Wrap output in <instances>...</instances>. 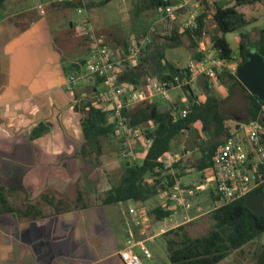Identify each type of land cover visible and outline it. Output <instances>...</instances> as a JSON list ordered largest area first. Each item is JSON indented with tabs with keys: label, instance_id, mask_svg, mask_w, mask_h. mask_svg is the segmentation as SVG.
<instances>
[{
	"label": "crops",
	"instance_id": "0c3cea01",
	"mask_svg": "<svg viewBox=\"0 0 264 264\" xmlns=\"http://www.w3.org/2000/svg\"><path fill=\"white\" fill-rule=\"evenodd\" d=\"M31 1L33 5L22 11L9 10L6 5L20 0H6L0 5V264H124L120 252L131 237L146 243L153 258L144 260V264H153L155 256L148 244L164 237V230L170 227L167 221L157 219L153 210L166 205L168 193L144 204L150 216L147 235L128 212L137 204L105 202L112 186L119 184L125 173V164H141L150 142L144 134L133 138V158L121 161L123 172L111 181L105 168L121 163L116 159H120L121 149L114 156L102 142V150L87 146L82 124L87 115L85 102L98 97L97 102L92 101L95 107L106 104L105 90L100 89L105 86L92 77L83 86L68 87L69 75L77 73L76 65L86 61L90 50V40L78 25L90 26V19L72 18L66 25V18L78 9L50 0ZM257 5L264 16V0L248 6L256 9ZM195 6L190 5L200 14V3ZM244 14L247 27L260 30L258 17ZM136 37L126 43L134 42ZM201 49L217 54L211 41L201 40ZM79 52L85 55L74 59ZM174 64L182 68L179 62ZM197 79L203 81L198 77L190 83ZM214 81L216 85L220 82ZM181 100L187 102L188 98L183 95ZM148 103L160 110L182 109L174 104L171 92L170 101L156 97ZM109 121L114 122L112 116ZM239 122L228 120L225 125L232 137L244 140ZM150 126L154 128L153 123ZM225 142L226 137L206 133L202 123L197 122L172 141L169 152L182 157L175 165L174 179H181L183 187L199 188L195 197L206 194L210 207L216 191L213 186L201 187L212 177V165L200 169L203 150ZM188 215L195 218L194 209ZM156 222L168 225L159 229Z\"/></svg>",
	"mask_w": 264,
	"mask_h": 264
},
{
	"label": "trees",
	"instance_id": "16d2710c",
	"mask_svg": "<svg viewBox=\"0 0 264 264\" xmlns=\"http://www.w3.org/2000/svg\"><path fill=\"white\" fill-rule=\"evenodd\" d=\"M5 1L0 0V5ZM109 1L111 0H105L104 2ZM172 1L149 0L148 8L159 10L164 6L173 5ZM197 1L200 3L202 10L198 15L197 26L183 29V26H174L172 23L164 25V27H172V25L174 27L172 28L171 37L168 38L170 44H158L154 37L153 42L143 49L139 63L136 66L125 63L124 67L121 68L119 73L121 82L129 84L133 89H140L147 86L151 79L168 80L176 76L186 78V69L179 68L171 62L166 52L169 48L181 45V37L186 35L192 40L193 60L199 61L206 56L198 48L204 34L206 10L210 8V4L206 0ZM258 2H261V0H233L224 7H219L218 1L213 2L215 7L214 20L220 35L213 37L211 42L218 53L219 59L229 63L234 60V50L226 35L245 29L249 25L245 14L239 8ZM58 5L75 9L86 7L81 0ZM181 15L187 16L188 13L185 9H178L174 21ZM239 37V66L246 62L249 50H257L264 56V29L258 30V35L255 38L252 33L245 31L241 32ZM85 62V60L80 61L74 70L80 73L85 66ZM217 77L221 83L228 87V96L225 99H219L214 95H208L205 102H199L190 85L186 86L190 101L187 105L189 115L184 119L175 121V110L172 107L160 110L157 106L148 102L132 105L122 111L123 117L128 119L130 128H139L150 142V147L141 164H125V173L119 184L113 185L108 192L106 203L133 202L144 206L153 197L167 192L174 185V176L158 160L171 151L172 141L180 137L186 130H189L195 123L201 122L203 131L206 133L212 132L219 138L224 136L227 141L232 135L225 125L226 121L234 118L240 121V124L264 118V102L250 94L239 82L236 74L223 68L218 72ZM96 79L98 82L103 83V79ZM205 87L209 90V83H206ZM235 98H238L241 104L244 105L240 106L234 113H229L227 108H229L230 101ZM84 108L87 115L83 118L82 124L86 145L101 149L102 138L113 139L117 136V124L109 121L112 116L111 112H104L100 107H95L90 101L85 102ZM150 123L154 124V128H151ZM218 146L219 143H216L212 149L203 150L204 159L201 161V170L212 165L211 160ZM164 180H167L166 186H162ZM263 191L264 186L252 192L251 195H259ZM247 197L211 211L210 216L214 225L207 235L191 237L184 226L166 233L164 237L167 240L171 263L220 264L235 251L242 249L264 234V216H257L246 207ZM153 213L159 220H164L170 215L166 205L156 207ZM259 264H264V251L259 257Z\"/></svg>",
	"mask_w": 264,
	"mask_h": 264
},
{
	"label": "built area",
	"instance_id": "2783aa9c",
	"mask_svg": "<svg viewBox=\"0 0 264 264\" xmlns=\"http://www.w3.org/2000/svg\"><path fill=\"white\" fill-rule=\"evenodd\" d=\"M51 1L57 4H66L75 0ZM206 1L213 3L219 0ZM178 9H185L188 13L183 23V29L195 28L198 24V13L190 8L189 1L180 7L167 5L160 8L159 23L162 25L172 23ZM83 12L82 8L78 9L79 14ZM41 13L44 14L45 11L41 10ZM78 30L90 40L91 46L84 66L85 72L89 76L103 79L106 104L99 107L104 112L112 113V119L117 124V137L121 140V157L123 159L133 158L132 140L143 136L141 130L130 128L128 119L122 115L125 108L142 102H151L156 97L170 101L172 90L184 88L198 77L218 80V72L223 68L236 74L240 64V59L237 57H234L237 59L235 62L229 63L219 59L218 53L213 56L206 49H201L200 51L204 52L206 56L199 61L193 59L189 61L185 70L186 78L176 76L168 80L151 79L144 88L133 89L129 84L120 81V70L125 63H130L133 66L139 63L143 49L153 42L158 32L157 27L151 26L148 31L138 35L130 46L123 49L109 46L105 38L96 35L86 23L78 25ZM78 78L75 74L69 75L68 87L70 89L76 85ZM188 115L187 108H175L174 120L184 119ZM238 129L244 133L245 139L239 140L231 137L217 147L212 157L211 180L201 186L202 189H208L211 186L215 188L216 197L211 205V211L247 197L264 186V121L258 119L241 123ZM181 160L180 155L167 153L159 158L158 162L163 164L172 176H175V165ZM166 184L167 180H164L162 186H166ZM198 189L183 187L181 179L178 177L174 179V185L167 191L166 206L170 215L164 219L170 224V227L166 231L164 230L163 234L176 230L194 219L188 213L194 207L192 200L197 195ZM128 212L133 217L134 223L141 228L142 234L147 235L150 216L146 207L135 205L130 207ZM182 215V220H178L177 218ZM136 248L139 249V252L136 251ZM120 258L124 264H144V260H151L153 254L144 241H137L131 237L126 247L121 250Z\"/></svg>",
	"mask_w": 264,
	"mask_h": 264
},
{
	"label": "rangeland",
	"instance_id": "374dc122",
	"mask_svg": "<svg viewBox=\"0 0 264 264\" xmlns=\"http://www.w3.org/2000/svg\"><path fill=\"white\" fill-rule=\"evenodd\" d=\"M104 1L105 0H84L83 4L85 3L84 5L86 6L82 8L84 13L78 14L76 10L73 11V14L66 18V25H68L69 20L72 18L78 19L79 21L90 19V27H92V30L96 35L103 36L109 46L117 49H123L132 44V41L126 43L129 39L132 40L138 34L140 35L148 31L151 26H156L158 30L157 34L155 35L156 43L168 45L170 44L168 38H170L172 35V28H174L173 25L182 27L185 19L187 18V16L181 15L176 21L172 22V27H164V25L159 23V10L148 8L149 0H111L107 3ZM183 1L185 0H173L172 2L173 5H178ZM188 1L193 8L196 7V3H199H193L192 0ZM209 4L210 8L206 10V16L204 18L205 26L202 38L203 41H211V39L217 36L219 32L214 20L215 7L213 3L209 2ZM6 5L9 6V10L16 11L18 8V11H22L27 7H31L33 5V2L31 0H20L19 3H7ZM259 7L261 6L257 5L256 9H253L250 8V6H245L243 7V9H240V11L243 13L247 12L250 17H258L261 30L264 29V16L263 10L259 9ZM0 10H3L1 6ZM243 31L252 33L254 38L258 35V29L250 27H246L245 29L238 30L226 35V38L229 40L231 47L236 52L235 55L238 59H240L238 55L240 41L239 35ZM75 38L77 39V37ZM180 42L181 45L167 49L166 55L171 62H179L181 64V67L185 68L187 66V62L193 58L192 53L194 51V48L192 47V40L186 35H182ZM81 55L85 54L79 52V56L75 57L74 59L78 60ZM236 60L237 59H234L232 62H235ZM66 61V63H69V60ZM74 74L79 77L78 79H76V84H80L81 86L86 83V79L92 77L95 78L94 76L87 75L85 72V68L81 69L80 73L77 72ZM85 75V79H80ZM206 83H209V90H207L205 87ZM189 85L193 94L197 97L199 102L206 101L208 95H214L217 98L222 99L228 94V87L226 85L221 82L216 85L214 80H209L204 77L203 81H199L197 79ZM100 89L105 90L103 86H101ZM183 95L187 96V102L189 103V91L186 87L171 91V96L173 97L174 104L176 106H179V108H184L185 106H187L186 104H188L187 102L181 100V97ZM91 100L97 102L98 97H94ZM230 105L233 106L230 107ZM230 105L229 108H227V112L234 113L240 106L242 107V105L244 104H241L240 100L238 98H235L233 101H230ZM230 121L236 120L233 118ZM103 143L106 145V149L109 148V150L114 153V156H116V153H118V151L122 148L121 140L119 139V137H115L113 139L102 138V145H104ZM119 158L120 159H116L120 160V162H124L125 159L121 158V156ZM123 162L118 165L116 164L115 166H107V164L101 163V166H107V168H105V172L109 174L111 181L114 182V180L117 179L116 177L118 175H121V173L123 172ZM194 176L197 178L198 174L196 173L194 174ZM192 201L194 205L193 209L195 218L190 223L184 224L183 226L186 228V231L191 237H201L207 235L214 225V222L210 216L211 202L206 194L199 197H194ZM154 203H158L157 199L154 200ZM156 223L158 224L157 226L159 229H163L168 225L167 223V225L165 224L166 226L159 222ZM148 246L151 247V250L153 251L155 256L154 260L152 261L153 264H172L169 259L167 240L165 237L157 238L156 242H154L153 244H148ZM263 251L264 234H262L257 240L249 243L242 249L235 251L229 258H227L220 264H259V257L263 254Z\"/></svg>",
	"mask_w": 264,
	"mask_h": 264
},
{
	"label": "water",
	"instance_id": "95a60500",
	"mask_svg": "<svg viewBox=\"0 0 264 264\" xmlns=\"http://www.w3.org/2000/svg\"><path fill=\"white\" fill-rule=\"evenodd\" d=\"M227 0H219L218 6L224 7ZM236 77L246 90L264 102V56L257 50L247 52V60L238 67ZM246 207L257 216H264V191L259 195H249Z\"/></svg>",
	"mask_w": 264,
	"mask_h": 264
},
{
	"label": "flooded vegetation",
	"instance_id": "af4514ba",
	"mask_svg": "<svg viewBox=\"0 0 264 264\" xmlns=\"http://www.w3.org/2000/svg\"><path fill=\"white\" fill-rule=\"evenodd\" d=\"M263 121H264V119H263Z\"/></svg>",
	"mask_w": 264,
	"mask_h": 264
}]
</instances>
